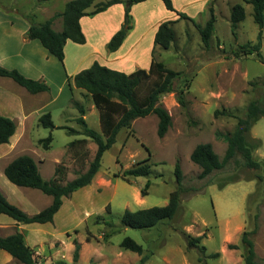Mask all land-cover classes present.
<instances>
[{
    "label": "rangeland",
    "instance_id": "1",
    "mask_svg": "<svg viewBox=\"0 0 264 264\" xmlns=\"http://www.w3.org/2000/svg\"><path fill=\"white\" fill-rule=\"evenodd\" d=\"M69 1L0 0V21L44 23L62 13ZM228 1L222 0L218 8L214 3L209 5H213L216 17L210 48L203 44L196 27L186 20L175 25L176 39L170 49L158 46L153 51L156 61L181 73L174 81L173 92L160 99L172 119L167 135L158 137L156 115L136 119L130 128L119 132L117 142L104 154L92 184L64 198L53 223L9 225L5 218H11L4 215L0 237L22 233L34 253L35 264H140L144 256L148 259L145 264H204L200 260H206L207 264H245L247 249L242 237L249 232L258 259H264V117L247 135L254 159L262 164L260 169L238 165L242 159L237 156L226 168L201 178L202 169L191 161V153L203 143L212 144L223 160L228 148L224 136L235 131L238 119L246 117L252 101L264 106V63L256 54H242L243 46L257 44L259 28L253 7L246 6V19L238 24L234 35L231 9L239 2ZM209 15L207 11L196 16L197 23L205 25ZM161 19L166 16L161 14ZM53 24L55 30L63 29L61 17ZM21 25L18 23V27ZM94 30L90 27L91 33ZM261 53L264 57V34ZM9 82L0 79V87L7 86L8 91L18 89L19 102L25 103L31 113L27 122L29 131L23 142L16 143L13 155L32 156L47 181L53 179L57 167L65 168L63 185L85 173L94 160L97 145L83 135L84 128L77 123L80 113L74 103L88 109L85 115L88 126L101 133L99 111L90 95L54 78L53 92L50 88L48 93L54 96L56 104L50 105L45 94L33 96ZM179 96H183L186 108L178 103ZM45 113L52 115L56 129L38 124ZM34 123L39 126L32 128L30 124ZM50 135L53 140L45 150L39 140ZM78 140L86 143L70 145ZM177 162L181 165L183 182L176 216L151 229L124 227L121 220L126 210L134 212L169 203L171 193L179 188L175 177ZM145 165L150 166L148 177L124 176L127 170ZM148 181L150 185L144 195ZM4 192L30 215L52 203L50 196L35 189L14 185L4 188ZM127 237L143 247L142 256L121 247ZM198 237L202 241L190 247L189 243ZM75 239L81 244L78 262L73 260ZM232 245L237 249L230 248ZM216 253L219 257L213 258ZM0 264L22 263L0 249Z\"/></svg>",
    "mask_w": 264,
    "mask_h": 264
},
{
    "label": "trees",
    "instance_id": "2",
    "mask_svg": "<svg viewBox=\"0 0 264 264\" xmlns=\"http://www.w3.org/2000/svg\"><path fill=\"white\" fill-rule=\"evenodd\" d=\"M148 0H129L126 2L125 18L122 28L112 37L107 49L109 52L117 51L128 33L132 30L131 7L134 4L144 3ZM252 5L254 11V21L259 28L257 44H246L243 46L242 54L251 56L256 54L260 61L264 63V57L261 53L263 32H264V0H243ZM130 2V3H129ZM166 8L175 11L171 0H163ZM124 3L121 0H109L95 3L94 0H71L62 13L55 15L44 23H32L25 34L28 40H38L50 55L57 58L61 63L65 59V45L68 41L83 45L86 43V37L81 28V20L84 17H93L99 13L108 10L110 7ZM93 8V10H91ZM210 18L205 25L197 23L186 14L180 13V20L190 21L199 31L203 44L210 48L212 37L215 31L216 17L213 5L209 7ZM63 19V30L57 32L53 28V22L56 18ZM246 19L245 8L242 4H236L231 9L230 23L233 34H236L238 24ZM177 22L168 21L162 23L155 35V47L159 46L164 50L170 49L176 39L174 25ZM240 54H236L239 57ZM181 76L173 70L167 69L163 62H158L154 58L148 70L140 69L131 74L110 69L99 62H95L90 68L78 73L75 78L76 88L88 93L94 106L99 111L101 133L91 129L85 119L86 109L78 102L74 107L80 113L77 123L84 128L87 138L91 139L97 145V151L94 160L90 163L87 171L80 174L76 179L62 184L66 178V170L63 167H57L53 179L47 181L42 177L40 168L35 159L30 155H21L13 160L4 170L6 178L15 186L20 188L35 189L52 198V203L37 214L30 215L20 207L10 203L2 190L0 189V216L6 215L13 219L17 224L44 225L53 223L55 216L63 207L64 198H70L77 191L92 184L97 176L104 154L117 142V136L122 129L131 127L133 121L138 118H145L150 115H156L159 119L158 137L164 138L172 126V119L168 111L160 104V99L173 92L174 81ZM0 77L12 79L21 87L25 88L31 94L49 92L50 87L44 81L27 78L20 71L8 70L0 65ZM153 79V81H152ZM146 89V93L143 92ZM178 103L186 108V102L183 96L178 97ZM226 115L225 112H222ZM219 111L215 112V116ZM264 117V106L259 101H252L247 108L245 118H239L237 127L232 134L225 135L224 139L228 144L227 152L223 160L214 151L212 144H199L191 153V161L202 169L201 178H206L217 171L226 168L228 164L240 156L242 163L238 165L249 169H260L261 162L253 157L251 148L247 145V135L252 130L255 123ZM39 125L45 129H56L52 115L43 114L39 119ZM18 125L17 122L0 113V145L10 143L15 135ZM222 137L221 135H219ZM53 137L39 140V143L45 150L49 149V144ZM85 144V140L71 142V146ZM150 175V166H138L127 170L125 177H148ZM175 177L179 188L170 195L169 203L162 207H152L138 211L126 210L121 223L124 227L133 229H151L158 224L172 220L178 211L180 205V192L183 182V173L179 162L176 163ZM150 182L146 183L143 190ZM202 241V237L195 238L189 245L197 246ZM242 243L247 252L244 256L245 264H264V259L259 260L255 245L250 239V233L244 232ZM75 251L73 255L74 262L80 258L81 244L74 240ZM121 247L130 250L142 256L143 247L135 240L127 237L121 243ZM237 249L236 246H230ZM0 249L7 252L15 260L22 264H35L34 253L26 244L24 235L16 232L7 237L0 238ZM204 249V248H203ZM213 258L219 257V253L213 254ZM147 257L141 258L140 264H145ZM204 264L206 260H200Z\"/></svg>",
    "mask_w": 264,
    "mask_h": 264
},
{
    "label": "crops",
    "instance_id": "3",
    "mask_svg": "<svg viewBox=\"0 0 264 264\" xmlns=\"http://www.w3.org/2000/svg\"><path fill=\"white\" fill-rule=\"evenodd\" d=\"M171 1L175 11L168 10L163 0H148L144 3L134 4L131 7L132 30L128 33L121 47L115 52H109L107 46L124 24L126 4L114 5L93 17H84L80 23L86 37V43L79 45L68 41L64 49V63L50 55L38 40L25 38V34L31 25L29 22H21L15 19L0 21V65L8 70L16 69L27 78L44 81L49 85L52 92L51 86L54 78L62 80L64 85L70 84L73 90L76 89L74 88L76 86H73L75 85V76L90 68L96 61L103 66L126 74H131L140 69L148 70L153 60V51L158 47H155V35L162 23L168 21H179L178 24L182 21L185 22L186 20H179L180 13L186 14L196 21V16L209 11L211 3H214L215 8L222 5V0ZM225 1L229 3L228 0ZM238 2L244 6L246 12V6L250 4L243 0H238ZM161 14L166 16V19H161ZM18 23L22 25L18 27ZM90 27L95 29L94 32H90ZM53 28L55 30L54 24ZM62 30L55 31L61 32ZM139 30H142L140 34ZM0 79H6V84L13 81L3 77ZM5 88L8 87L5 86ZM5 88L0 87V113L17 121L18 128L10 143L0 145V163L2 162L0 165V189L6 198L14 203L13 199L4 192V188L14 187L6 178L4 170L7 165L19 157L18 155L14 156L12 151H14L16 143L23 142L24 137H26L29 131L27 122L30 120L31 113L25 103L19 102L18 89L8 91ZM42 94H45V100L48 104H56V99L48 92L31 95ZM85 109L88 113V109L86 107ZM38 124L34 123L33 126L31 124L30 126L35 128L39 126ZM16 205L20 207V203ZM40 211L37 210L34 214ZM1 217L4 215L0 216V221L3 219ZM5 219L9 225L10 223L14 225L13 219Z\"/></svg>",
    "mask_w": 264,
    "mask_h": 264
},
{
    "label": "water",
    "instance_id": "4",
    "mask_svg": "<svg viewBox=\"0 0 264 264\" xmlns=\"http://www.w3.org/2000/svg\"><path fill=\"white\" fill-rule=\"evenodd\" d=\"M130 3V2H129Z\"/></svg>",
    "mask_w": 264,
    "mask_h": 264
}]
</instances>
